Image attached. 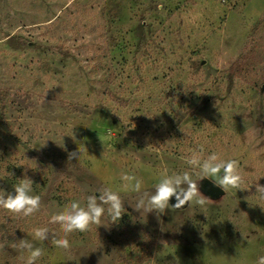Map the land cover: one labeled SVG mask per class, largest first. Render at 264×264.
I'll use <instances>...</instances> for the list:
<instances>
[{
    "label": "rangeland",
    "instance_id": "obj_1",
    "mask_svg": "<svg viewBox=\"0 0 264 264\" xmlns=\"http://www.w3.org/2000/svg\"><path fill=\"white\" fill-rule=\"evenodd\" d=\"M80 144L88 155L68 162ZM192 152L237 161L242 190L215 198L193 174L205 207L135 211L121 173L143 180L146 199L163 168L194 172ZM25 172L40 209L0 208V264H25L20 239L43 249L36 264H257L264 0H0V195ZM108 188L121 219L106 213L70 233V249L55 247L52 233H64L52 215ZM38 227L49 240L34 238Z\"/></svg>",
    "mask_w": 264,
    "mask_h": 264
},
{
    "label": "clouds",
    "instance_id": "obj_2",
    "mask_svg": "<svg viewBox=\"0 0 264 264\" xmlns=\"http://www.w3.org/2000/svg\"><path fill=\"white\" fill-rule=\"evenodd\" d=\"M216 105L217 101L215 102ZM65 151L68 162L74 159L79 161L82 156L88 155V148L85 144L78 145L76 150L68 151L65 149ZM186 161L194 169L193 173L184 171L181 174L170 175L168 169L163 168L159 172V181L154 186V192L147 195L146 199L143 198V194L147 192L142 193L143 180L135 175L122 172L120 179L123 181V188L137 193L139 197L134 205V210L142 215L145 212H155L157 219H159L169 209L170 200L173 198L175 203L171 206L176 209L193 202L201 208L205 207L211 199L201 193L198 181L192 178L193 174L199 175V181L204 178L212 179L215 185L225 192L229 188L242 190L243 177L239 172L237 161L222 160L216 153L204 158L200 152H192L186 157ZM214 177L217 179H213ZM32 185L33 181L27 177L25 172V177L14 186V194L0 195V208L17 216L28 217L33 215L40 209L41 198L38 195H31ZM255 187L258 196L264 199V186L257 183ZM106 213L112 223L119 221L125 213L121 196L110 188L102 189L98 197L96 195L89 196L84 207L77 201L70 202L62 211L51 217L50 223L59 224L64 233L63 237L60 238L52 233L51 243L64 250L70 249L71 245L67 236L76 231L86 232L93 225L97 227L103 225L102 218ZM33 232L35 239L49 240L48 228L38 227ZM18 246L29 253L25 264H36V261L43 255V249L34 247L27 239H20ZM257 264H264V256L258 258Z\"/></svg>",
    "mask_w": 264,
    "mask_h": 264
},
{
    "label": "water",
    "instance_id": "obj_3",
    "mask_svg": "<svg viewBox=\"0 0 264 264\" xmlns=\"http://www.w3.org/2000/svg\"><path fill=\"white\" fill-rule=\"evenodd\" d=\"M202 186H203L205 192L207 194L211 195L212 197L219 198L223 194H225V191L222 188L217 187L215 185V182L212 181L210 178L204 179V181L202 183ZM170 203L174 204L175 203V199L173 198L172 200H170ZM186 207H188V205H185L182 208H186Z\"/></svg>",
    "mask_w": 264,
    "mask_h": 264
}]
</instances>
